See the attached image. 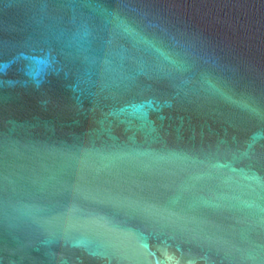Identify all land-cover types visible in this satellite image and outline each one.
Returning <instances> with one entry per match:
<instances>
[{"label":"water","instance_id":"95a60500","mask_svg":"<svg viewBox=\"0 0 264 264\" xmlns=\"http://www.w3.org/2000/svg\"><path fill=\"white\" fill-rule=\"evenodd\" d=\"M0 264H264V0H0Z\"/></svg>","mask_w":264,"mask_h":264}]
</instances>
